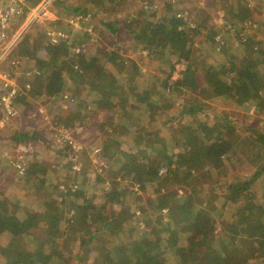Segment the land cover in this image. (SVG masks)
Wrapping results in <instances>:
<instances>
[{"label": "trees", "instance_id": "1", "mask_svg": "<svg viewBox=\"0 0 264 264\" xmlns=\"http://www.w3.org/2000/svg\"><path fill=\"white\" fill-rule=\"evenodd\" d=\"M106 1L108 0H91V6L98 9L100 3L104 5ZM162 1H159L157 8L154 7L157 0H148L146 6L139 7L134 14L133 11L128 12L122 22L105 24L110 36L115 39H118L119 27L127 29L132 47L137 46L133 49L140 53L144 49L148 50V58L156 62L174 58L185 66L173 82L167 79H164L166 82L161 79L149 81L152 86L147 88V94L138 92L136 87L129 88L123 81L127 78L124 74L133 77L138 67L134 60H128L115 50L103 48L90 54L80 46L74 61L76 68L62 64L52 55L41 56L38 51H34L30 58L32 63L43 64L50 69L48 75L41 77L42 79L38 77V82L33 87L35 90L43 95H62L66 77L70 75L71 79L77 78L79 72L80 82L88 80L84 88L95 85V89H89L95 97L93 100H87L91 106L90 110H108L112 112V116L102 122L108 134L105 135L102 147L100 146L98 161L95 160L94 163L91 158L85 156L94 166L96 174L94 170L89 173L81 166L78 170L72 169V173H66L67 178H83L86 183L84 186L67 188L60 185L56 186V192L50 187L53 182L48 180L49 172H52L50 168L42 163L29 162L26 178H32L33 189L40 193L34 201L39 208L36 213L24 219L21 214L30 211V201L12 202L14 207L10 210L0 199V264H52L55 259L58 263L54 264H75L82 255L87 257L86 264H264V192H257L252 186L259 179L264 181V47L262 43L256 42L259 47L254 50L251 44H244L245 46L241 47L246 49L243 55L230 57L227 66L214 63L204 67L202 77L199 78L196 68L192 67L193 51L190 49L194 45L191 32L197 29L190 24L197 22L200 29L201 22H211L209 14L215 10L209 0H204V4L210 8L209 12L206 7L193 2L189 7L182 8L180 5L183 6L186 0H175V6L178 8L170 5L173 0ZM228 2L231 5L224 17L228 22L236 25L239 21L252 18L242 0H227ZM162 3L163 6L160 5ZM127 7L128 11L132 9ZM161 8H164V11ZM193 9L198 15L201 13L206 16L198 17V23V20H194L197 18L194 15L191 23L186 24ZM215 34L214 31L207 34L213 53ZM54 47H58L54 49L56 53L60 48L64 53H68L64 42ZM39 49L44 48L40 46ZM73 51L72 53H75ZM205 53L210 54L209 51ZM64 56L66 54L62 57ZM105 64L111 68L108 73L105 72ZM65 66V75L58 74L57 69L65 70ZM159 84L164 89L159 88ZM122 86L125 88L117 93V89ZM175 86L180 92L185 89L196 94L199 108L184 106L179 110L181 122H189L190 126V131L181 138L186 148L183 152L171 156L170 164L163 162L164 164L160 165L162 167L163 164L169 169L173 163L172 172H166V175L171 173L169 178L193 177L199 173L204 174L203 178H215V175H222V169L227 165V176L231 178H226L217 188L212 186L211 189L223 191V195L216 200L220 205H215V209L209 211L199 210V200L200 206L195 211L185 210V214L194 216L190 221L185 217L178 218L179 203L175 192L160 195L154 202L148 200L137 204L132 200L135 186L133 190L129 189V182L132 180H119L113 186V191L104 194L96 207L89 208L93 197L87 194L85 189L91 186L95 188L94 185H89L95 183L91 178L93 173V178H104L102 171H110L114 176L119 174L123 178H134L140 183L139 186L144 182L158 181L160 169L153 160L154 155L157 151L158 154L168 155L171 144L180 140L176 138L175 131L171 130L172 126L176 125L172 123V117H166L161 110L171 96L177 99L174 96L178 95L174 93ZM98 94L104 98L111 95L113 98L109 103H103L97 100ZM158 97L164 100L159 101ZM215 98L240 111L253 108L256 113L251 117L252 122L246 125L234 117L231 119L226 111H218L215 113V122L207 131L194 130L199 120L196 110L206 113L205 103ZM20 100L21 97L16 99L17 102ZM150 100L153 102H149ZM152 103H157L151 105L153 109L150 107ZM72 104L74 106L75 102ZM79 108L86 109L85 106ZM74 112L68 118L70 125L65 127L69 131L72 130L71 125L83 120L82 117L75 118ZM143 112L149 113L154 121L150 128L141 132L138 127L142 122ZM53 124L57 123L51 122L45 129L49 132L51 143L57 145L53 135L57 128L64 127ZM164 130L167 131V136ZM12 139L17 143H26L28 139L34 141L38 139V130L32 134H15ZM75 142L82 141L75 136ZM62 149L61 155L74 164L72 147L66 143ZM81 160L80 154L77 162L81 163ZM244 170L250 171L247 179L240 176ZM190 189L191 191L183 193L184 204L194 202L197 194L206 191L202 190L201 185L195 184L190 185ZM48 190H51V194L46 197L44 194ZM208 193L211 191L208 190ZM121 200L124 201L123 206L127 205V217L119 222L108 212L113 211L111 206L114 202ZM171 200L175 203L170 204ZM163 211H166L165 214L168 212L165 217L170 224L157 216ZM197 212L202 214L200 216L205 224H201L195 217ZM140 214H143V223L133 222L134 217ZM213 214L215 221L228 218L220 228V233L214 232L212 227ZM154 215L156 221L152 220ZM91 222L95 224L94 230L90 227ZM122 223L125 224L124 227L121 226ZM145 227H150V235L149 232L140 231V228Z\"/></svg>", "mask_w": 264, "mask_h": 264}, {"label": "rangeland", "instance_id": "2", "mask_svg": "<svg viewBox=\"0 0 264 264\" xmlns=\"http://www.w3.org/2000/svg\"><path fill=\"white\" fill-rule=\"evenodd\" d=\"M4 1L6 3L8 2V0ZM39 1L40 0H26L27 4L29 5L37 4ZM147 1L148 0H133V2L132 0H108L104 5L103 3H100V7L98 9H94L93 6H91V0H57L50 9V18L45 20L38 19L34 23L28 25L25 28L24 32L21 34L19 38L20 40L15 44L13 48L15 49V51L5 56L1 71L6 72L7 75H10L16 80L18 85L22 87L23 94L21 95V100L19 102H14L13 109H15L14 111L16 112V115L10 121H8L6 125V120H0V122L2 121L0 124V199L6 203L7 207L10 210H12V208L14 207L12 202H15L17 200L30 201V209H28L30 211L26 214L22 212V218L26 219L31 217L34 213H36L37 209H39L37 203L34 201H36L35 198H37L40 193L37 192V189H33L32 178H26V168L28 165L27 163H42L50 168L52 172H49L48 180H51L53 182L50 185V187L53 189H55L56 186L60 185L67 188L69 186H72L73 188L79 185L84 186L86 183L83 178L81 179L66 177V173H72L73 164H71V162H69L68 159L64 157V155H61V151H63L62 148L65 143H63L64 138L60 132H63L70 138V140L72 141V146H83L84 149L82 148L80 150V154L82 156V160L80 163L81 168H84L85 170L87 169L88 172L91 173L90 170L92 171L95 168L90 162L87 161V158L85 156L88 157V154L89 156L90 154H92V152H90L88 149L90 145H95L93 147L102 145V142H104L106 138L105 135L108 134L106 133L102 122L103 120L108 119L112 116V112L108 110L96 112L90 110L91 106L88 105L87 100H93L95 99V97L91 95L92 92L89 91V89H95V87H93L95 85H89L84 88V86L88 84V80L84 79L80 82L81 78L79 76V72L77 73V78L71 79L70 75L66 77L67 81L65 83V89L61 93L62 95H43L40 91L35 90L33 87L34 84L38 82V77L40 76L39 78L42 79L41 77H44L46 74L48 75L50 69L46 68L43 64L39 65L38 63H32L30 59L31 56H33L34 51H38L41 56H43L44 54H49V56L52 55L54 58H58V60H60L62 64H68L76 68L74 65V61L76 60V53L80 51V46H83L85 49H87L90 54H93L98 49L99 51H101L103 50V48L107 50H115L116 52L121 53L122 56L127 58L128 60H134L137 64L138 71L133 75V77L128 76L127 73L124 74V77L127 78L123 81L129 85V88L136 87V90L138 92L142 91L143 94H147V88H150V86H152L151 82L149 81L161 79L163 80V82H166L164 79H167L168 81L173 82L184 70L185 66L183 64H180L174 58H171L165 62H156L153 59L147 57L148 50L144 49L140 53L133 49L134 45L132 47V42L130 37L128 36L127 29H122V27H119V30L117 31V35L119 34L118 39H115L114 37L110 36V33L105 26V24H107L108 22H122L128 12L133 11L134 14V12L138 11L139 7L146 6ZM159 1L161 2L162 0H157V3L154 5V7L158 8ZM173 1L170 5L173 8L177 7L175 6V0ZM202 1L204 0H186L185 4L183 6H180L184 8L189 7L190 3L192 2L198 3V5L200 4L202 7H206V11L209 12L210 8L207 7L204 2L202 3ZM209 1L213 6L212 9L215 10V0ZM225 1L227 0H221L220 4L223 8H225V10H227L228 5L225 7ZM160 5L163 6V3ZM254 5L255 7H252L250 9H248L245 5L244 6L247 10H249V12H251V16H254L258 20V22H251V19L239 21L236 25L233 22H227L235 30H238L239 28H241L242 30L244 23L251 22L253 26L251 25L247 30V34L245 35L246 37H244L243 34L240 35L241 32L236 33L234 30L228 29L226 25L215 22L217 20V13L215 11H210L211 15L209 14V16H211L212 18L211 22H201L200 29H198L197 22H195V24L190 22V25L197 29L196 31L191 32L194 45L190 47V49L193 51L191 52L193 53L191 56V58L193 59L192 67L196 68L197 77H202L203 68L210 64L222 63L223 66H227L230 57L240 56L245 53L244 50L246 49L241 47H244L246 44H251V47H253L254 50H257V48L259 47L256 42L262 43V46L264 47V0H255ZM34 6L28 7L30 9ZM127 6L132 9L128 11L126 9ZM163 9L164 8H161V10ZM191 11L192 12L189 14L190 17L188 18V20H192L195 15V17L197 18L194 20H198L199 23L198 17L206 16V14L203 15L201 13L200 15H198L197 11H195L194 9ZM223 11L224 9H222V12ZM75 18H78V20H76L79 26L78 29H76L70 23L71 21H74ZM185 23L189 24L188 22ZM180 28H182V25L180 26ZM58 29L65 30L70 37V41L64 42L66 44V50L68 53H64L63 49L61 48L56 53L54 49L58 47L54 46L59 45V43L50 46L47 42L45 33ZM13 30L16 29L13 28ZM213 31L216 33L215 37L221 34L225 38L224 44L219 50L216 49V46L214 47V53L210 50L211 45L208 42L209 40L207 39V34ZM240 38L244 39L242 40L244 41V43L239 44L238 39ZM3 45V43H0V46ZM40 46H43L44 49H39ZM135 47L137 46L135 45ZM73 48H75L74 51ZM222 49H224L223 53ZM72 51L75 53H72ZM208 51L210 52L209 55L205 53ZM88 52L86 53V55H88ZM64 54H66V56H64L63 58L62 56ZM45 58H47L46 55ZM12 62L17 63L16 68L10 65ZM43 63H45V61ZM104 67L105 72L107 73L111 70V68L108 67V64H105ZM174 67L175 70H173ZM64 68L65 70L57 69L58 74L65 75L67 67L65 66ZM25 69H35L40 73V75L36 77V79H34L35 77H31L29 80L32 81V83H30V88H32V91L30 89L31 92L23 90V85L26 83V80L22 73ZM127 71L130 72L129 70ZM74 74L76 75V73ZM126 86L127 85H125V87ZM125 87H119L117 89V93H119L120 90L124 89ZM160 87L164 89L163 86L159 84V88ZM174 88V93H178V95H174L177 99L171 96L169 101L166 100L161 110L164 112L166 117H172V123L176 125L172 126L171 130L175 131L174 133L176 135V138H180V140L176 142V144H171L168 155L158 154V151L154 155L155 157L153 158V160L156 161L157 167H159L160 169V178L158 179V181L156 183L144 182L142 183V186H139L140 183L134 180V178H123V176L119 174L117 176H114L113 172L111 173L110 171L106 170L102 171L104 178H93V174H96V170H94V173L91 174V178L95 183H89V185H94L95 188H92L91 186L90 188L85 189V192L87 194H91L93 197L92 202L88 205L89 208L96 207L99 204L100 200H102V196L104 194H109L110 192H112L113 186L115 185V183L119 182V180L127 182L132 180L129 182V189L133 190L132 188L133 186H135L134 190L132 191L134 193L132 200L134 202H137V204L141 201L147 202L148 200L154 202V200H157L160 195H167L169 192H175L177 194V202L179 203L177 210L178 218L185 217L187 218V220L193 219L194 216L185 214V210L186 212L189 209L195 211L200 206L198 203L199 200L201 201L199 210L204 209L209 211L210 209H215V205H220L216 200H218L220 196L223 195V191L220 189H216L217 191H212L211 189L212 186H215L217 188L219 184L225 182L226 178H231L227 176V165H224L222 169V175H215L216 179L203 178V173L195 174V176L193 177L187 176L184 178H169L168 175L171 173H167L166 175L167 171L172 172L174 165L173 163H171L169 170L166 166L163 165V162L170 164V161L172 160L171 156L184 151V149L186 148V144H182L181 138L185 136V133L190 131V126H188L189 122H181L180 117L178 116L179 110L184 106L199 108L198 102L195 99V97H197L196 94H193L190 90L185 91V89H182V92H180L181 90H179V88H176V86ZM112 98L113 97L111 95L107 96V98L102 97L100 94H98L97 96V100L102 101L103 103H109L110 99ZM158 100L161 101L164 100V98L158 97ZM74 102L75 105L72 106V103ZM149 102L153 101L150 100ZM153 104L157 103L150 104V107ZM205 104H207L206 113L202 112L201 110H196V112H198L197 117L199 120L195 124L194 130L202 129L201 131L203 132L207 131L210 125L215 122V113H217L218 111H226L227 113H229V117H231V119H233L234 117V119H238L240 122L246 123V125H249L252 122L251 117L254 115V113H256L253 108L248 111H240L238 109H235L233 106L224 104L218 98H215V100H209ZM79 106H85L86 109H81L79 108ZM72 108L75 109L73 110ZM71 110L75 111V118L82 117L83 120L81 123L77 121L76 124L71 125L72 130L69 131L68 129H65V127L70 125L68 118L73 112ZM87 111L90 112L87 113ZM124 114L127 115L125 112ZM141 118L142 122L140 123V126L138 128L141 132H143L148 127H151V124L154 120L152 121V117L147 112H143L141 114ZM51 122H55L59 126L64 127L57 128L56 133L53 135V138L57 141V145H59L58 147H55L57 146L56 144L53 145L54 142L51 143L50 138H48L49 132L47 131V129H45V127L48 126V124ZM57 124L53 125L56 126ZM37 130L38 139L34 141H30V139H28L26 140V143H17L12 139L15 134L23 132L32 134ZM65 130H67L68 134L65 132ZM165 131L166 130H164L163 132ZM165 134L167 136V131L165 132ZM75 136H77V138L83 143H76ZM161 138H163V133ZM22 148H26V150L31 151V153H23V156L25 155L26 158L23 159L21 163L23 171L21 174H17L15 170H13V166H15L14 156H16V150ZM33 151H36V153H34ZM29 157L30 160H28ZM92 159L91 161L93 162ZM5 163L9 165V167L17 174L16 176L13 171L9 172V170H7L9 167L7 169L4 167ZM161 163H163L162 167L160 165ZM80 164L77 163L76 166H80ZM215 165L217 167H222L220 164ZM249 174V170H244L240 173V176L244 179H247L249 177ZM194 184L196 186L201 185L202 190L206 189V191L197 194L195 196V199H193L194 202L190 204H184L185 197L183 196V193L185 194L187 191H191L190 185ZM252 186L257 192H264V181H260V179L257 180L256 183H254ZM208 190L211 191V193H208ZM50 191L48 190L44 195L46 197L50 196ZM172 203L174 204L175 202L171 200L170 204ZM123 204V200L114 202L113 206H111V209H113V211L109 210L108 212L111 217L116 218V220L119 222L124 221V219L127 217V207H125L127 205L123 206ZM165 212L166 211H163L160 215L157 216L161 217L162 219L164 218V221L170 224L169 220L166 219L167 217H165L168 212L166 214ZM196 214H198V212ZM196 214L195 217L198 218L199 221H201L200 223L205 224L206 222L203 221V218L200 216L202 214ZM136 216L134 217L133 222L140 223V221H143V214H140L137 217ZM154 217L155 215L152 216V220L156 221ZM213 218L214 220L212 223V227L214 229V232L220 233V228L228 221V218L226 217L222 220L216 219L215 221L214 214ZM91 223L92 224L90 225V227L92 230H94L95 224L93 222ZM121 226L124 227L125 224L122 223ZM140 231L142 233L145 231L149 232L148 234L150 235V227H145L144 229L140 228ZM86 262L87 257L82 255L79 260L75 261V264H86ZM54 263H58L56 259L52 264Z\"/></svg>", "mask_w": 264, "mask_h": 264}, {"label": "built area", "instance_id": "3", "mask_svg": "<svg viewBox=\"0 0 264 264\" xmlns=\"http://www.w3.org/2000/svg\"><path fill=\"white\" fill-rule=\"evenodd\" d=\"M56 1L57 0H40L34 7L29 9L25 0H8L7 3L4 0H0V43L4 44L3 46H0V120L1 119L2 121L6 120L5 125L16 115V112L14 111L15 109H13L14 102L18 97H21V95L23 94L22 87L18 85L16 80L10 75H7L6 72L1 71L3 62L5 60V56L15 51V49L13 48L15 44L20 40L19 38L21 34L24 32L25 28L28 25L34 23L38 19L45 20L50 18L49 17L50 9ZM254 3L255 0H243V4L248 9L254 7L255 6ZM76 20H78V18H75V20L71 21L70 23L76 29H78L79 26ZM216 22L222 25H226L228 29L234 30L236 33L241 32L240 35L243 34L244 37H246L245 35L247 34V30L252 25L251 22H247L244 23L242 30L241 28L235 30L229 23L223 22L222 19H219ZM13 28H15L16 30H13ZM45 35L47 42L50 46L56 45L60 42L70 41V37L65 30L58 29L55 31H48L47 33H45ZM224 39H225L224 36L221 34L217 35L216 37L214 36L216 49L219 50L223 46ZM242 40L244 39L243 38L238 39L239 44L244 43V41ZM11 65L16 67L17 63L12 62ZM22 75L26 79V83L23 85V90L28 92L31 89L29 82L30 78L31 77L36 78L40 75V73L37 72L35 69H33V70L23 71ZM65 132L68 134L67 130H65ZM60 133L63 135L64 138L63 143L65 144L67 143L74 150L73 151L74 164L72 166V169L78 170L79 167L81 166L80 162H77L78 156L80 155V150L83 148V146L80 145L72 146V141L70 140V138L66 136V134H64L63 132ZM93 146L95 145H92L88 148L89 151L92 152L90 156L88 154V157L91 159L93 158L92 160L95 163V160L98 161L97 155L101 154V147L99 145L98 147H93ZM26 151H27L26 148L17 149L16 156H14V162H15L14 164L16 166L15 168L18 170V173L20 174L23 171L21 166L23 160L22 159L23 153H25ZM93 155L95 157H93ZM77 163H79L80 166H76Z\"/></svg>", "mask_w": 264, "mask_h": 264}, {"label": "crops", "instance_id": "4", "mask_svg": "<svg viewBox=\"0 0 264 264\" xmlns=\"http://www.w3.org/2000/svg\"><path fill=\"white\" fill-rule=\"evenodd\" d=\"M204 1H202V3H203ZM220 2H221V0H215V12L217 13V20H219V19H222L223 20V22H228L227 20H226V18H224L225 17V12H226V10H225V8H223L222 7V5L220 4ZM200 5V4H199ZM224 5H225V7L228 5V8H227V10L230 8V5L231 4H229V2L227 3V1H225L224 2ZM220 7H221V9H220ZM255 7V6H254ZM222 9H224V11L222 12ZM252 18H251V22H258V20L254 17V16H251ZM191 20V19H190ZM190 20H188L187 19V22H190ZM216 20V21H217ZM215 21V22H216ZM263 21H264V19H263ZM26 153H31V151H26ZM22 159H26L25 158V155L23 156V158ZM32 159H33V157H32ZM31 159V160H32ZM28 160H30V157L28 158ZM12 163V162H11ZM28 164V163H27ZM4 167L7 169L8 167H9V165H7L6 163L4 164ZM13 170H15V172L17 173V174H19L18 172H17V170H16V168H15V166H13ZM7 170H9V172L11 171H13L10 167L7 169ZM8 172V173H9ZM14 172V171H13ZM14 172V173H15ZM15 173V176L17 175Z\"/></svg>", "mask_w": 264, "mask_h": 264}]
</instances>
